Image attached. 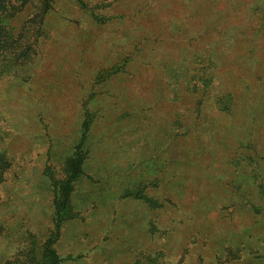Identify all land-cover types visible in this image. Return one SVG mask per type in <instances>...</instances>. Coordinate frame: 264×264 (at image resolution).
Returning <instances> with one entry per match:
<instances>
[{"label": "rangeland", "instance_id": "obj_1", "mask_svg": "<svg viewBox=\"0 0 264 264\" xmlns=\"http://www.w3.org/2000/svg\"><path fill=\"white\" fill-rule=\"evenodd\" d=\"M0 264H264V0H0Z\"/></svg>", "mask_w": 264, "mask_h": 264}, {"label": "trees", "instance_id": "obj_2", "mask_svg": "<svg viewBox=\"0 0 264 264\" xmlns=\"http://www.w3.org/2000/svg\"><path fill=\"white\" fill-rule=\"evenodd\" d=\"M69 172L70 176L67 181V187L69 186V183L71 180H73L79 173H80V159H71L69 162ZM66 198V196H65ZM64 198V199H65ZM64 203V200L62 201V204Z\"/></svg>", "mask_w": 264, "mask_h": 264}]
</instances>
